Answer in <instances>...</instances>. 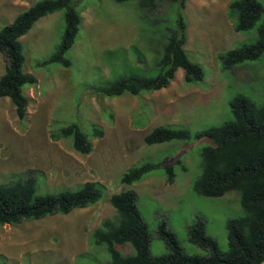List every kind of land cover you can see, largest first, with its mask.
I'll list each match as a JSON object with an SVG mask.
<instances>
[{"label": "rangeland", "instance_id": "obj_1", "mask_svg": "<svg viewBox=\"0 0 264 264\" xmlns=\"http://www.w3.org/2000/svg\"><path fill=\"white\" fill-rule=\"evenodd\" d=\"M36 1L0 0V29ZM212 1L186 0L181 9L186 22L184 49L204 68L203 80L187 82L181 68L167 87L152 92L106 96L93 93L90 87L133 72L157 76L159 67L154 64L162 56L169 29L176 26L178 4L160 1L155 10L148 11L138 0H75L81 10V30L66 54L72 61L69 67L40 65L61 41L64 11L46 15L22 37L24 71L34 74L37 82L24 86L29 105L23 119L13 102L0 100V185L14 182L13 173L34 169L43 172L38 177L42 193L77 188L86 181L102 182L107 192L96 204L77 207L68 214L0 225V256L6 264H99L110 260L105 245L93 244L91 235L103 219L117 215L111 195L127 189L139 194L141 211L153 229L160 219L168 218L188 253H205L188 240L187 229L201 215L207 218L208 230L220 246L227 247L226 220L238 216L239 193L206 197L191 188L202 171L200 149L214 141L177 139L147 144L144 139L158 126L197 132L222 124L232 119L229 103L237 94L264 103V56L230 70L221 66V55L245 40H255L257 30L236 31L228 16L232 0H221L225 6L219 14L211 10L220 8V3L205 7ZM5 67L0 52V76ZM74 122L88 132L94 124L103 127L104 136L92 139L91 153L78 152L72 138L52 137ZM147 161L161 166L141 182H121L130 167ZM167 162L175 164L173 183L167 182L164 173ZM118 248L124 253L132 251L129 246ZM152 248L155 254L166 251L157 237Z\"/></svg>", "mask_w": 264, "mask_h": 264}, {"label": "trees", "instance_id": "obj_2", "mask_svg": "<svg viewBox=\"0 0 264 264\" xmlns=\"http://www.w3.org/2000/svg\"><path fill=\"white\" fill-rule=\"evenodd\" d=\"M125 2L130 0H115ZM160 1L178 4L176 26L169 29L162 56L154 64L159 67L157 76L131 73L116 80L90 87L93 93L118 96L126 92L140 94L167 87L176 76L178 68L184 70L187 82L201 81L204 68L192 61L184 49L186 22L181 9L186 0H138L141 8L153 11ZM64 11L65 29L60 43L44 66L59 63L72 64L67 52L75 43L81 23V10L75 0H38L19 13L9 24L0 29V52L6 60L5 72L0 76V98L9 97L20 119L27 115L29 98L24 86L33 85L37 77L24 71L26 57L22 36L27 34L42 17ZM228 16L239 32L257 30L255 40H245L241 45L221 55L222 67L230 70L247 61L264 56V4L259 0H232ZM232 119L219 125L192 132L188 128L158 126L144 136L147 144H159L174 140L192 141L211 138L214 144L203 145L201 173L192 182L191 188L206 197H223L231 191L240 195L238 216L226 220L227 247L220 246L207 225V218L197 216L189 226L188 240L205 253H188L176 230L169 225L167 217L160 219L155 229L144 217L139 194L133 189L114 193L110 202L117 215L105 218L91 235L93 244L105 245L110 260L99 264H262L264 263V103H257L247 95L237 94L230 100ZM98 124L84 131L74 122L52 134L55 139L72 138L74 148L84 154L93 151V138L104 136ZM178 164L181 160L178 159ZM161 163L147 161L130 167L121 177L124 184L143 181L159 168ZM167 182L173 183L175 164L163 166ZM39 174L42 171L29 169L13 173L14 182L0 185V225L16 224L28 219H41L49 215L68 214L74 209L96 204L106 194L107 187L99 181H86L77 188H65L53 193L39 190ZM161 239L166 251L155 254L152 242ZM118 245L129 246L132 251L124 253ZM0 264H6L0 256Z\"/></svg>", "mask_w": 264, "mask_h": 264}, {"label": "crops", "instance_id": "obj_3", "mask_svg": "<svg viewBox=\"0 0 264 264\" xmlns=\"http://www.w3.org/2000/svg\"><path fill=\"white\" fill-rule=\"evenodd\" d=\"M212 1V0H211ZM218 3H220V8H216L215 10H211V13H213V14H215V13H218L219 14V11H221L222 10V7L223 6H225V2H221V0H218V1H216V2H214V1H212V2H210V3H208L207 4V6H205V7H208V8H210L211 9V7H214L216 4H218ZM200 7H204V5H201ZM49 15V14H48ZM45 17V16H44ZM43 18V17H42ZM41 18V19H42ZM32 30V29H31ZM30 30V31H31ZM26 35V34H25ZM23 37V36H22ZM21 40H22V38H21ZM179 70H181V68H178V72H179ZM181 72H182V70H181ZM2 99H5V100H10L11 101V99L9 98V97H1L0 98V100H2ZM12 102V101H11Z\"/></svg>", "mask_w": 264, "mask_h": 264}]
</instances>
